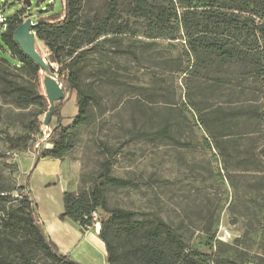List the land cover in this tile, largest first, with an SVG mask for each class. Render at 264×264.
Masks as SVG:
<instances>
[{
  "label": "rangeland",
  "instance_id": "rangeland-1",
  "mask_svg": "<svg viewBox=\"0 0 264 264\" xmlns=\"http://www.w3.org/2000/svg\"><path fill=\"white\" fill-rule=\"evenodd\" d=\"M85 1L83 12L91 13L108 0ZM30 2L31 13L43 7L57 12L61 6L60 0ZM117 2L119 20L127 25L124 34L79 63V85L93 101L89 120L73 134V149L64 157L80 163L77 189L91 186L110 151L109 174L131 184L105 186L108 207L132 211L137 221L162 220L182 237L187 251L233 264H264V79L240 66L214 63L201 65L198 76L186 74L194 57L186 53L182 33L175 40H149L146 22L128 15L127 0ZM0 7L7 18L22 9L18 0H0ZM0 76L26 81L1 62ZM55 104L61 106V124L70 125L75 93L66 92ZM47 108V101L21 107L0 94V188L13 190L26 181L30 170H24V159L34 162L33 151L50 148L46 135L54 118L40 127L38 147L31 152L14 158L7 142V136L16 138L31 122L43 120ZM205 114L225 116L223 131L209 123L222 152L199 123ZM8 198L12 204L21 199L14 192Z\"/></svg>",
  "mask_w": 264,
  "mask_h": 264
},
{
  "label": "trees",
  "instance_id": "trees-1",
  "mask_svg": "<svg viewBox=\"0 0 264 264\" xmlns=\"http://www.w3.org/2000/svg\"><path fill=\"white\" fill-rule=\"evenodd\" d=\"M27 1L30 2L18 0L22 9L6 17V30L0 32V62L15 67L26 81L9 82L0 76V94L21 107L46 104L44 90L40 89L44 74L24 56L13 38L14 30L27 18L33 23L41 19L32 30L35 49L47 63L49 73L58 76L67 92L75 93L76 114L71 124L64 126L61 106L55 104L52 118L56 123L47 140L50 148L33 152L36 159H62L73 149V134L89 120L93 101L79 85V63L86 54L118 40L127 25L119 20L118 0H108L100 11L91 13L83 12L85 0H60L59 11L43 7L34 13L26 10ZM125 8L132 18L146 22L145 37L149 40H175L178 32L182 33L186 53L194 57L186 74L198 76L201 65L214 63L219 68L240 66L247 75L264 79V0H160L159 3L127 0ZM39 45L47 55L45 58ZM52 63L58 66L56 71L50 66ZM212 116L203 115L199 123L211 135L215 148L222 152L220 140L216 141L209 131L212 130L209 123L213 129L223 131L225 116ZM42 125L43 120H37L31 122L26 133L16 138L7 136L10 153L18 156L31 152ZM218 134L220 139L224 137L223 133ZM111 157L112 153L107 151L88 189L63 194V213L59 215L60 220L69 218L86 229L92 224L91 212L98 213V238L105 247L106 264H233L225 258L187 251L182 237L162 220L137 221L132 211L108 207L104 187L131 184L109 174ZM12 192L21 198L17 204L10 203L8 197ZM0 264H76L59 254L45 234L29 196L27 180L13 190L0 188Z\"/></svg>",
  "mask_w": 264,
  "mask_h": 264
},
{
  "label": "crops",
  "instance_id": "crops-1",
  "mask_svg": "<svg viewBox=\"0 0 264 264\" xmlns=\"http://www.w3.org/2000/svg\"><path fill=\"white\" fill-rule=\"evenodd\" d=\"M23 167L25 171L30 170L27 179L29 196L45 234L58 253L76 264H106L105 247L98 238L99 225L83 229L69 218L59 219L63 213V194L77 189L80 163L66 158H42L34 162L25 158ZM96 257L98 261L94 262Z\"/></svg>",
  "mask_w": 264,
  "mask_h": 264
},
{
  "label": "water",
  "instance_id": "water-1",
  "mask_svg": "<svg viewBox=\"0 0 264 264\" xmlns=\"http://www.w3.org/2000/svg\"><path fill=\"white\" fill-rule=\"evenodd\" d=\"M26 4L27 8L31 6L29 1ZM40 23L41 19L32 24V20L27 18L14 30L13 38L24 56L38 66L44 74L42 86L48 102V111L44 116L43 125L47 127L52 119L55 103L63 101L67 91L62 87L60 81L49 73L47 63L35 49V35L32 30Z\"/></svg>",
  "mask_w": 264,
  "mask_h": 264
},
{
  "label": "built area",
  "instance_id": "built-area-1",
  "mask_svg": "<svg viewBox=\"0 0 264 264\" xmlns=\"http://www.w3.org/2000/svg\"><path fill=\"white\" fill-rule=\"evenodd\" d=\"M6 21H7V18H6V16L4 15V13L2 11V7H0V32L2 30H6ZM47 131L49 133V129H47ZM49 135H50V133L47 134L46 137L48 138ZM34 147L35 148L38 147V142L35 144ZM12 155H13L14 158L17 157L15 154H12ZM90 220H91L92 226H98L99 225V223H98V213L97 212H91Z\"/></svg>",
  "mask_w": 264,
  "mask_h": 264
},
{
  "label": "bare ground",
  "instance_id": "bare-ground-1",
  "mask_svg": "<svg viewBox=\"0 0 264 264\" xmlns=\"http://www.w3.org/2000/svg\"><path fill=\"white\" fill-rule=\"evenodd\" d=\"M32 24H34L33 22H32ZM6 27H7V21H6ZM5 30H2L1 32H4Z\"/></svg>",
  "mask_w": 264,
  "mask_h": 264
}]
</instances>
